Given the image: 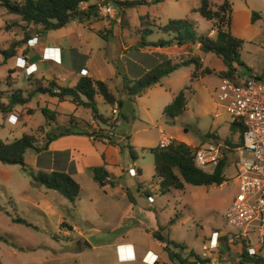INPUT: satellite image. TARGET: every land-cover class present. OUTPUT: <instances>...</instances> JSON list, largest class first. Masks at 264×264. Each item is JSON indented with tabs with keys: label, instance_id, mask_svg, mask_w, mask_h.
<instances>
[{
	"label": "rangeland",
	"instance_id": "374dc122",
	"mask_svg": "<svg viewBox=\"0 0 264 264\" xmlns=\"http://www.w3.org/2000/svg\"><path fill=\"white\" fill-rule=\"evenodd\" d=\"M147 1L148 4L145 5L124 6L123 28L128 41L138 40L139 30H152V33L147 36L149 40L168 39V35L159 27L169 24L171 20L186 18L195 23V29L199 35L216 36V31L213 30L215 22L205 20L198 12H192V9L200 6L202 0ZM231 2L233 4L232 32L245 40L242 59L251 70L264 73V0H231ZM211 3L216 9L221 1L211 0ZM118 10L119 6L115 5L114 18L119 17ZM254 11L258 12L262 19L253 22ZM96 18L111 19L112 16L99 14ZM20 21V17L9 14L5 8L0 6V92H6L3 95L0 94V98L4 97L1 99L3 103H9L11 93L18 88L22 89L24 95L27 96L35 88L38 76L42 72L52 70L48 63L38 61L36 71L28 74L25 67H20L24 65L25 60L21 54L5 59L2 51L11 48L28 32L24 30L26 25H20ZM75 21L79 25L83 24L80 19ZM70 24L71 26L77 25L73 22ZM117 29L119 26H116ZM32 30L35 33L36 29ZM85 32H90V30L85 29ZM96 34L99 33L96 32ZM120 35L104 39L111 40L113 43L110 46L114 49L120 42ZM101 37V35L100 37L95 36L94 39L103 40ZM27 43L31 48L29 41ZM172 50L178 51L179 47L176 46ZM28 54L25 52L24 56ZM36 55L34 53L33 56ZM179 57L180 60H175V63L198 59L201 60L200 64L204 62L206 66L217 70L224 64L216 54L202 52L200 44H191L182 49ZM12 68H16L17 72L11 71ZM195 71L196 64L183 66L177 73L166 76L162 82L134 98L124 93L123 79L119 74L120 81L116 82L114 78L111 82L113 91L123 104L120 109V123L117 124L115 133L120 145L125 146L129 159L133 162L129 149V138H124V143L120 140L127 135L131 137L130 145L133 146V150L140 159L138 168L142 169L144 174L143 186L149 187V192L156 198V203L152 204L146 194L134 191L137 202L134 205L135 212L143 220L142 224L146 228L141 233H134L133 237L144 242H151L152 237L145 230L151 227L152 223L154 225L168 224L172 218L176 217V223L170 225V237L185 247L178 249L183 257H189L191 250L200 254L204 244L210 243L216 233L232 235L238 232V229L226 220V212L238 193V160L236 150L232 147L234 145H230L232 149L227 152L229 160L226 166V176L228 180L223 185H187L183 191L172 189L162 194L160 184L155 178L154 155L150 150L157 143L159 127L163 128L167 134L175 135L179 141L193 145L208 144L212 137L207 132L212 127L217 132L214 134L222 140L233 144L241 141L239 134L231 132L232 118L223 108H220L222 116L217 118L215 123L211 115L203 112L204 102L200 97L202 93L190 99V111L185 116L176 120L165 117V107L168 103H172L173 94L178 95L184 87L191 86ZM197 71L199 73L198 68ZM243 73L250 75V72L243 71ZM27 76L32 79H26ZM212 80L215 83L219 77L212 75L207 85L212 86ZM9 83L11 85H8ZM202 84L194 82V89L196 85L199 88L203 86ZM53 98L49 94L41 93L32 98L30 107L17 105L5 112L0 109V139L9 143L21 138L24 134H31L35 136L37 146L44 147L48 142L46 130L49 129L52 135L60 130V127H56L55 124L56 122L61 124L56 114L62 112V108L57 107L56 109L55 105L50 103L54 100ZM47 100L49 102H46ZM98 109L99 113L108 120V122L100 121L101 126L105 128L100 131L108 132L113 125L109 121L113 114L112 106L102 101L98 104ZM80 113L89 122L93 121L91 109L83 106L80 108ZM46 114L49 116L48 122H46ZM14 115L18 119H14ZM33 154V150H28L27 157L31 158ZM247 155L250 154L247 153ZM26 167L28 170L18 164L0 162V264H121L118 260L120 255L114 248L107 245L111 239H115L117 233L91 231L90 225L83 221V210H81V215L78 214L74 203L60 195L58 191L36 185L32 173L37 172L28 165ZM138 168H126L122 179L137 178ZM46 192H49L48 195ZM52 194L62 196L66 204H58ZM44 198L57 204V210L64 213L66 217L71 218L73 215L76 218L79 215L76 219L81 225L83 234L73 232L68 236L59 229L58 216L48 214L47 217L39 207L33 206L34 200L39 202ZM16 217L26 219L30 225L15 221ZM132 222V219H126L124 224L130 225ZM253 242L258 246V240L255 237ZM226 246L227 244L223 245L220 250V263L239 264L241 242L231 244L230 249ZM166 262L167 264H180L178 260L167 259Z\"/></svg>",
	"mask_w": 264,
	"mask_h": 264
},
{
	"label": "crops",
	"instance_id": "0c3cea01",
	"mask_svg": "<svg viewBox=\"0 0 264 264\" xmlns=\"http://www.w3.org/2000/svg\"><path fill=\"white\" fill-rule=\"evenodd\" d=\"M120 1L123 2L125 0ZM93 3H97V0L84 3L83 8H87ZM194 9H192V12H194ZM123 12H125V7L119 6V17H112L113 19L91 18L88 20L85 19V21L80 20V22L83 23L82 25L77 24V22L73 20L72 22L73 24H77L76 26H71L70 22L63 28L54 31L49 30L47 31L48 33L41 32L43 34L37 33V29L34 25L29 26L27 29L28 35L26 41L16 48L15 56L21 54L25 59L23 63L25 65L20 67L27 68L28 66H33L32 69L36 71L37 62L43 61L44 63H48L53 70L42 72V74L38 76V80H41L44 83L46 82V84H48L49 81H56L62 86H74L82 76L87 75L96 80L105 81L113 91L111 82H113L114 78H116V82L120 81L118 74L123 79L122 84L124 83V76H127L130 79H139L145 75L146 72L166 61L171 60L175 63V60L180 58V51L188 47L174 44L137 48L136 45L142 39L143 30L138 31V40L128 41L124 35ZM19 23L20 25H26L22 20ZM127 24L129 26V22H127ZM116 26H119V29L116 30ZM32 29H36L35 33H33ZM85 29H89L90 32H85ZM96 32L99 34H96ZM119 34H121L120 42L114 49H112L110 45L113 42L104 38L109 36L117 37ZM166 34L168 35V39L163 40H169L171 38L170 34ZM100 35L103 40L94 39L95 36L100 37ZM25 37L26 34L20 39L23 40ZM147 40L150 42L161 41V39L158 41L149 40L148 37ZM18 41L20 40L18 39ZM28 41L31 48L28 46ZM176 46L179 47V50H172V48H175ZM48 49L56 50L58 58L43 59V54ZM25 52H28L29 54L24 56ZM34 53L37 55L33 56ZM35 57L36 59H33ZM202 64H200L198 68L199 73L196 66L195 72H197V76L193 78L191 86H186L180 91H185L187 93V106L185 111L178 116L177 119L185 116L190 111V99L193 96H200L201 93L202 95L200 97L204 102L203 112L206 115H211L214 118V123L217 121V118L222 116V113L220 112V108L222 107L216 101V92L221 83L219 73L226 70V66L225 64H222L217 70L206 66L204 62ZM208 68L211 70L210 72L206 71ZM180 69L181 68L177 69L171 74L177 73ZM10 70L14 73L17 72L16 68ZM252 73L263 74L254 71V69L250 71V74ZM212 75H217L219 80L215 83L212 80V86H209L207 83L210 81ZM26 79H32V77L29 78L27 76ZM194 82L197 84L201 82L203 83V86L198 88V85H196L194 89ZM8 85L11 84L9 83ZM178 95L173 94V101ZM35 97L36 95L34 98ZM53 99L54 100L52 102L50 101V103L54 104L56 109L57 107L62 108V112H57L56 114L57 118L61 120V124L56 122V127L68 125L71 118L74 117L75 122H77L79 124L78 126L84 131L101 132L100 130H105V128L101 126L102 123L95 119L93 115L91 116L93 119L92 122L83 118L80 115V108L83 106L76 105L70 100V98L63 101L58 97H54ZM102 101V98L98 97V104ZM30 102L22 106L30 107ZM46 102L49 101L47 100ZM5 104L7 103L5 102ZM170 104L171 103H168L166 107ZM39 108H41V106H39ZM112 111L114 112V106H112ZM13 117L14 119L17 118L15 115ZM46 122H48L47 119ZM48 131L50 130H46V133ZM161 131H164V129L159 127L157 143L152 148L158 146ZM102 133L104 132L96 135L97 137L86 133L61 136L54 141H51L47 149H43L40 152L33 150L34 154L31 158L27 157V152L26 163L35 172L60 171L68 173L80 184V196L73 202L77 213L81 215V210H83V221L90 225L91 231L96 233H117L115 239H111L107 245L114 248L116 253L120 255V259L118 258V260L121 264H148L147 258L150 254L160 257V260L156 264H167L166 260L169 259L167 257L168 255L153 236V231L158 229L159 224L154 225L152 223V225H150L151 227L145 230L146 233L152 237L151 242H144L141 239L133 237L134 233H141L146 228L142 224L143 220L139 218L137 212H135L134 205L137 202L134 197V191L136 190L140 193H144L147 197H149V195L152 196V193L149 192V187L143 186L144 174L143 170L138 168L139 157L136 153L134 157L131 154L130 148H133V146L130 144L132 139L128 135L120 138L122 143L125 142V139L129 138V149L133 162L129 159L125 146L120 145L116 133L110 142L101 139ZM214 133L217 134L213 127L207 132V134ZM168 135H170L175 141L184 142L179 141L175 135ZM212 139L216 138L212 137ZM187 144L193 147L201 146V143L197 145L190 143ZM96 167H104L111 174V179L109 178V181L111 180L113 183H107L105 186L99 185L93 174V170ZM128 167L133 169L138 168V172L136 173V176H138L137 178L122 179L123 175L126 173V168L128 169ZM48 193L49 192H46L47 195ZM52 197L58 204H66L62 196L52 194ZM49 200L50 199L47 198H44L39 202L34 200L33 206L39 207L40 211L45 213L47 217L48 214L58 216L59 229L68 234V236L73 232L82 235L81 225L76 219L79 215L76 218L73 215L71 218L66 217L64 213L57 210V204ZM150 203L155 204L156 200ZM126 219H132V224L125 225L124 222ZM226 247L230 249L228 244ZM128 251H131V257L129 256ZM164 254H166V256ZM261 254L264 255V249L261 250Z\"/></svg>",
	"mask_w": 264,
	"mask_h": 264
},
{
	"label": "trees",
	"instance_id": "16d2710c",
	"mask_svg": "<svg viewBox=\"0 0 264 264\" xmlns=\"http://www.w3.org/2000/svg\"><path fill=\"white\" fill-rule=\"evenodd\" d=\"M96 0H0V6L6 9L9 14L17 15L23 22L26 23L25 31L29 26L34 25L37 33L42 31L57 30L67 26L70 22L76 19L85 20L96 18L100 13L97 3L90 4L87 8H83L84 3ZM221 3L216 9L212 7L211 0H202L199 7L193 11L198 12L201 17L207 21H214L213 30L216 31V36L199 35L195 29V23L186 18L183 20H171L169 24L160 26V29L165 33L171 35L169 40H161L159 42H150L147 36L151 34L152 30H144L142 39L137 43V48H146L151 46H189L191 44H200V50L205 53H214L221 58L226 66V70L219 73L221 78L236 79V75L240 70L250 72L251 68L242 59V50L245 40L237 37L232 32V14L233 5L231 0H220ZM156 2H160L157 0ZM147 4V0H125L116 1L117 6L133 7L136 5ZM101 15V14H100ZM262 19L258 12H253L252 21ZM27 35L23 40L15 42L11 48L3 50L2 53L5 59H9L16 54V48L27 39ZM200 61L198 59L182 60L173 63L171 60L166 61L155 68L149 70L139 79H130L124 76L123 90L127 96L134 98L141 93L146 92L150 87L160 83L162 79L177 69L187 66L189 64H196L199 68ZM210 72L208 68L206 70ZM197 76V72L193 77ZM6 93L1 91L0 94ZM49 94L53 97H58L61 101L70 98V100L78 106L89 108L93 112V117L99 121L108 122L103 115L99 113L98 97L110 105L118 104L122 108V100L119 99L115 93L109 88L108 84L102 80H96L90 76L84 75L74 86H62L56 81H49L48 84H43L41 80L35 84V88L27 95H24L22 89H17L10 95L9 103L1 102L0 109L7 111V109L17 105H25L29 103L37 94ZM187 93L180 92L175 97L174 101L166 107L164 113L168 119L176 120L186 109ZM46 119L49 121V116L46 114ZM75 118L72 117L70 123L66 126H61L58 133L52 135L48 131V142L44 147L37 146L35 136L31 134H24L21 138L12 142H4L0 139V162L3 164H18L24 169L28 170L26 163V153L28 150H35L40 152L47 149L50 142L55 139L68 134H89L96 136L101 132H87L82 130ZM231 131L233 134H239L241 141L238 144H233L230 141L226 143L234 149L240 147L243 143V136L245 128L237 123H231ZM211 137L219 138L214 134H209ZM97 137V136H96ZM113 138L110 139L112 141ZM199 147H193L185 142L173 141V143L166 149L159 146L152 148L150 151L154 155L155 164V178L161 187L162 194L170 192L172 189L185 190L187 185L195 186H212L222 185L228 179L226 176V166L228 165L227 153L220 161L214 173H207L198 168L195 163V154ZM231 148V147H230ZM131 154L134 157L135 152L133 148ZM232 149V148H231ZM229 149L228 151H230ZM227 151V152H228ZM94 178L101 186L109 181L111 174L104 167H96L93 170ZM34 183L36 185L45 186L47 189L58 191L60 194L68 198L71 202L77 200L80 196V184L68 173L60 171L44 172L39 171L32 173ZM172 218L168 224H159L157 230L153 231V236L163 250L167 253L171 261L178 260L180 264H197L200 256L194 250L189 252V257H183L178 249L185 247L173 240L170 237V225L176 223L177 220ZM17 222L29 224V222L21 217L14 219ZM6 241V240H5ZM239 264H246L253 262L254 264H264V255L252 256L247 250V246H243L239 253ZM194 258V260H191Z\"/></svg>",
	"mask_w": 264,
	"mask_h": 264
},
{
	"label": "built area",
	"instance_id": "2783aa9c",
	"mask_svg": "<svg viewBox=\"0 0 264 264\" xmlns=\"http://www.w3.org/2000/svg\"><path fill=\"white\" fill-rule=\"evenodd\" d=\"M116 1L120 0H97L99 13L113 17ZM57 56L56 50L48 49L44 52L43 59H55ZM32 68L33 66L26 68L28 74L34 72ZM236 77L221 78L216 101L230 115L232 122L245 128L243 143L235 149L238 160V193L226 212L227 222L238 229V232L232 235L216 233L210 243L204 244L197 264H221L220 250L225 244L231 247V244L241 242V251L243 246H247L252 256L261 255V250L264 249V73L245 75L240 70ZM109 121L113 124L111 129L101 134V139L106 142L114 138L117 124L120 123L118 104L114 105ZM173 141L170 135L161 131L158 146L166 149ZM229 149L231 148L225 140L212 139L208 144L199 146L195 163L203 171L214 173ZM155 200L154 196H149L150 202ZM254 237L258 240V246L253 242ZM128 254L132 256L131 251ZM147 260L148 264H156L160 257L150 254Z\"/></svg>",
	"mask_w": 264,
	"mask_h": 264
},
{
	"label": "water",
	"instance_id": "95a60500",
	"mask_svg": "<svg viewBox=\"0 0 264 264\" xmlns=\"http://www.w3.org/2000/svg\"><path fill=\"white\" fill-rule=\"evenodd\" d=\"M29 166V165H28Z\"/></svg>",
	"mask_w": 264,
	"mask_h": 264
}]
</instances>
